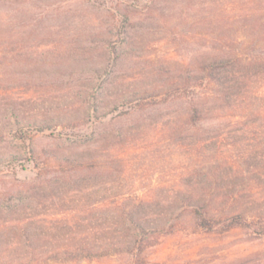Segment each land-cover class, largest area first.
<instances>
[{
    "label": "rangeland",
    "instance_id": "1",
    "mask_svg": "<svg viewBox=\"0 0 264 264\" xmlns=\"http://www.w3.org/2000/svg\"><path fill=\"white\" fill-rule=\"evenodd\" d=\"M13 5L11 26L0 29V63H10L5 79L0 70L7 97L0 103V264H62L56 257L74 255L64 250L81 239L88 245L79 251L82 260L68 264H128L123 253L84 258L128 236L120 222L112 226L115 207L148 195L149 218L161 221L192 189L193 176L216 160L237 165L220 175L234 184L218 188L217 213L242 210L248 221H259L249 217L264 213V197L253 195L264 196V113L248 119L257 120L253 125L239 110L204 118L210 129L220 123L226 138L222 157H210V149L177 131L186 125L187 104L159 103L209 58L228 55L244 36L253 39L264 0ZM133 94L155 108L112 111ZM34 157L49 165L40 179ZM80 159L98 170L72 175L69 168ZM16 189L27 197L5 195ZM237 190L241 195L228 199ZM174 216V231H156L131 264H264V235L254 226L204 231L189 209L176 208Z\"/></svg>",
    "mask_w": 264,
    "mask_h": 264
},
{
    "label": "trees",
    "instance_id": "2",
    "mask_svg": "<svg viewBox=\"0 0 264 264\" xmlns=\"http://www.w3.org/2000/svg\"><path fill=\"white\" fill-rule=\"evenodd\" d=\"M14 3L15 0H0V29H7L11 26ZM257 22L258 30L253 39L247 43L248 37L244 36L243 39H240L239 47L232 52L230 51L228 55L223 57L218 55L217 57L209 58L193 71L194 74L185 76L181 84L174 85L173 93L175 95L172 94L170 96L169 94L166 100L164 99V101L159 103L171 107L175 104L180 106L183 103L187 104L188 107L184 114L186 125L183 130L177 129V131H183L180 133V137L196 138V145H200L206 150L210 149L209 154L206 152L210 157H222L224 150L220 143L221 140L226 138L223 131L219 128L220 123L217 124L215 129H210L209 126V128L204 127V118L214 113L217 115L227 111L239 110V114L245 115L247 117L246 121L253 125L257 120L248 119L256 112L264 113V45H261V42H264V18L261 19L260 17ZM9 65L5 61L2 65L0 63V67L2 66V69H0L2 70V79H5L4 76L9 74ZM188 88L192 90L190 91V96L189 93L182 92ZM5 96L0 92V103L2 100H7L4 99L7 98ZM257 97L259 98L256 99ZM153 105L152 103H144L143 97H136V94H133L124 103L115 105L112 111H116L118 107H125L126 110L130 109L137 114H145L155 108ZM225 124H229V121ZM38 130L43 131L44 127L40 126ZM45 160L43 158L40 161L37 157H34V164L39 166L36 171V178L38 179L43 176V168L49 166ZM83 160H73L78 162L69 168V172H74L73 174L71 173L72 175L75 176V173L77 174L79 170H81L80 172L83 171V173L78 172V176L98 170L96 164L89 161L84 164ZM221 163V160L212 161L203 168L200 174L193 176V179L189 181L192 184V189H187L180 195L179 205L177 204L176 207L166 210L161 221L156 218L152 221L150 220L149 210L146 208L152 202V198H149L148 195L133 198L129 204L116 206L115 213L112 215L114 222L112 226L117 228L118 224L116 223L120 222L121 224L119 225L122 226L124 231L129 232L128 236L122 240L113 239L110 243H105L106 246L99 248L98 252L101 251L100 253L88 251L84 258L87 256L89 259L95 257L99 259L103 256H117L120 253L130 257L139 256L144 248L151 246L152 243H150L149 238L154 236L156 231L162 230L165 234L174 231L177 226V221L173 222L176 216H174V213L176 208L180 207L189 209L190 214L196 220V224L202 227L204 231L222 230L225 233L236 227L250 228L254 226L253 229L256 235H264V213L249 217H257L258 222L248 221L247 211L224 210L221 213H217L216 198L219 195L218 188L222 184H234V180L226 182L223 176L220 175H222L223 169L228 166L232 167V169L237 167L233 163L226 162L224 166H221ZM262 167L264 168V164ZM23 182L24 186H26L25 181ZM240 191L231 192L228 199L241 195ZM5 195L13 196L18 201L27 197L24 195V191L22 192L20 189H16L12 193L7 191ZM253 195L256 199L264 197L263 195ZM142 233L143 235H140ZM146 234L149 235L148 238L145 237ZM83 241V239L80 240V242ZM80 242L67 247L66 251L64 250L65 253L74 251V255L67 257L57 256L56 259L62 260V264L82 260L81 255H78L80 254L79 251L84 254L83 251L88 245H82ZM130 257L128 264H131Z\"/></svg>",
    "mask_w": 264,
    "mask_h": 264
}]
</instances>
